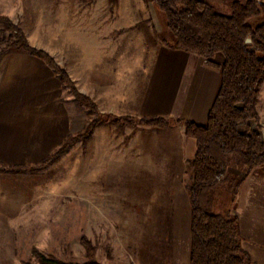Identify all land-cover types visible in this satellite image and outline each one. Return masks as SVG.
<instances>
[{
  "label": "rangeland",
  "instance_id": "obj_1",
  "mask_svg": "<svg viewBox=\"0 0 264 264\" xmlns=\"http://www.w3.org/2000/svg\"><path fill=\"white\" fill-rule=\"evenodd\" d=\"M203 1L228 12L232 0ZM151 4L157 14L155 34L125 38L122 45L118 42L124 70L130 71L132 64L146 59L156 44L169 46L164 42L171 37L164 19ZM105 11V15L115 14L112 7ZM0 13L22 29L30 45L49 54L66 71L75 89L90 101H80L72 87L61 85V100L73 119L69 135L80 136L96 122L86 137L76 139L50 165L38 170H29L31 165H26L25 171L9 168L0 173L9 179L4 182L5 193L0 194V264H36L35 250L64 262L85 263L90 259L85 242L100 264H187L191 169L172 170V175L168 170L165 178L154 179L164 183H149L153 180L148 178L151 170L132 167L137 164L132 161L135 142L143 139L141 130L146 128L116 120L158 117L147 112V99L142 97L145 83H138L134 90L125 80L118 105L105 98L109 90L95 88L97 83L91 78H99V67L94 65L99 63L85 62L97 56L88 58L89 52L79 49L68 53V42L56 39L61 32L83 31L88 15L79 3L0 0ZM10 37L11 33L0 26V53L8 51L4 47ZM87 67L92 72H85ZM111 91L115 93V89ZM261 122L264 134V120ZM228 170L240 177L236 157L230 159ZM262 172L256 176L264 177ZM212 196L219 209L222 205V209H235L225 188L215 190Z\"/></svg>",
  "mask_w": 264,
  "mask_h": 264
},
{
  "label": "crops",
  "instance_id": "obj_2",
  "mask_svg": "<svg viewBox=\"0 0 264 264\" xmlns=\"http://www.w3.org/2000/svg\"><path fill=\"white\" fill-rule=\"evenodd\" d=\"M61 1L79 3L88 16L83 31L61 32L56 39L68 42V53L73 49L87 50L88 58L93 54L98 57V60L97 57L90 58L89 63L86 60L85 65L99 63L94 65L99 67L100 76L91 80L97 83L95 88L109 90L108 96L103 93L102 97L111 98V103L118 105L122 103L120 91L124 89L125 80L134 90L139 88L138 83H145L142 84L145 87L142 97L147 99L145 104L149 114L173 120L181 118L198 125L206 123L220 74L206 66L201 56L156 44L146 59L132 64L130 71L124 70L123 52L118 42L121 44L125 38L138 39L143 33L155 34L157 14L150 0L147 3L143 0ZM109 7L115 10L113 16L105 15ZM110 41L116 42L109 44ZM63 46L65 50L66 45ZM87 71L92 72V69L87 67ZM61 89L59 77L43 60L18 50L0 53V173L8 172L10 166L38 164L72 132L73 119L61 100ZM256 110L258 125L262 126V88ZM141 132L143 139L135 142L137 149L132 153V161L137 164L132 167L151 170L148 178L153 180L149 183H164L154 179L165 178L168 170L172 175V170L190 168L194 144L185 136L183 125ZM157 136L160 138L156 139ZM262 171L264 166L244 179L232 210L238 216L241 245L250 256V264H264V177L256 176ZM241 174L243 178L244 173ZM7 178L0 176V194L6 191L4 182L9 180ZM187 264H190L189 252Z\"/></svg>",
  "mask_w": 264,
  "mask_h": 264
},
{
  "label": "trees",
  "instance_id": "obj_3",
  "mask_svg": "<svg viewBox=\"0 0 264 264\" xmlns=\"http://www.w3.org/2000/svg\"><path fill=\"white\" fill-rule=\"evenodd\" d=\"M163 17L169 46L181 48L204 59L206 66L217 70L220 82L204 125L162 116L117 118L143 128H170L181 124L185 136L194 144L189 159L192 182L190 202V264H250L242 248L238 216L231 209L218 208L212 193L225 188L233 204L244 179L264 166V134L258 125L256 104L264 81V2L232 0L228 12L203 0H151ZM0 26L11 33L4 50L26 52L43 60L58 72L61 85H68L82 102H90L74 87L65 70L45 51L30 45L22 29L0 13ZM217 57L220 59L218 60ZM96 122H94L95 124ZM80 136H67L60 146L31 165L38 170L50 165L80 137H86L94 125ZM236 157L244 177H234L228 167ZM28 170L26 165L9 167ZM89 261L64 262L34 251L36 264H100L93 259V249L85 242ZM23 264H32L24 262Z\"/></svg>",
  "mask_w": 264,
  "mask_h": 264
}]
</instances>
